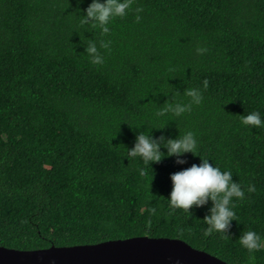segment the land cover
Instances as JSON below:
<instances>
[{
	"label": "trees",
	"instance_id": "16d2710c",
	"mask_svg": "<svg viewBox=\"0 0 264 264\" xmlns=\"http://www.w3.org/2000/svg\"><path fill=\"white\" fill-rule=\"evenodd\" d=\"M89 3L0 0V246L168 237L229 264H264V246L249 252L238 241L243 229L264 239V125L249 131L239 117L255 110L264 119V0H133L104 35L79 23ZM86 38L111 40L99 49L103 64L90 63ZM185 87L202 88V102L155 117ZM179 129L245 187L228 235H204L208 206L191 216L167 207L170 174L199 156L152 166L125 157L139 132L158 139Z\"/></svg>",
	"mask_w": 264,
	"mask_h": 264
},
{
	"label": "clouds",
	"instance_id": "9594fccd",
	"mask_svg": "<svg viewBox=\"0 0 264 264\" xmlns=\"http://www.w3.org/2000/svg\"><path fill=\"white\" fill-rule=\"evenodd\" d=\"M132 4L133 0H90L87 7L82 10L83 14L79 16V23L88 25L93 29H99L102 35L108 34L111 21L117 17H125ZM135 12L137 13L135 20L139 22L141 19L139 13L142 12V8L137 7ZM97 43H99V48ZM110 45L111 40H100L97 42L87 39L85 55L90 63L101 65L104 62V57L99 49H109ZM204 51H206L205 48H196L197 53ZM207 86V80L205 79L202 83V88L206 89ZM202 88L185 87L182 94L171 92L172 99L165 100L162 105H159L154 113L155 117H165L169 113L180 117L184 113L191 111L193 105H199L202 102ZM177 93L188 97V102L176 100ZM239 117L241 125L247 127L249 131L253 127L259 129L264 125V119H262L259 111L245 112L240 114ZM161 148L166 151L162 152ZM197 149L198 140L192 130H186L181 133L179 129V133L175 137L161 136L158 139L154 138L150 130H148L136 134L133 145L130 148H126L125 157L129 162L139 158L141 164H151L152 166L153 163L160 162L164 157H176V163L183 165L186 163V160L183 159L186 153L199 156V164L192 163L190 166L170 174L171 190L166 198L167 207L170 212L181 210L191 216V210L208 206L207 214L202 219H199L206 226L203 229L204 235L207 236L213 233L228 235L232 222L236 221V201L245 197V187L242 186L239 180L232 179L233 173L230 169L225 168L222 170L217 164L210 163L209 159L197 153ZM137 171L141 176L145 174L143 167H139ZM246 190L251 193L255 190V187L252 184H248ZM152 211H155V209L149 208V212ZM238 241L241 247L249 252L264 246V239L255 230L251 229H243Z\"/></svg>",
	"mask_w": 264,
	"mask_h": 264
},
{
	"label": "water",
	"instance_id": "95a60500",
	"mask_svg": "<svg viewBox=\"0 0 264 264\" xmlns=\"http://www.w3.org/2000/svg\"><path fill=\"white\" fill-rule=\"evenodd\" d=\"M0 264H229L185 241L140 236L35 250L0 246Z\"/></svg>",
	"mask_w": 264,
	"mask_h": 264
}]
</instances>
